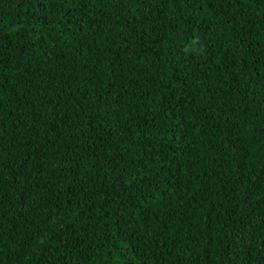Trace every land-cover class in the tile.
I'll use <instances>...</instances> for the list:
<instances>
[{
	"label": "trees",
	"instance_id": "1",
	"mask_svg": "<svg viewBox=\"0 0 264 264\" xmlns=\"http://www.w3.org/2000/svg\"><path fill=\"white\" fill-rule=\"evenodd\" d=\"M0 264H264V0H0Z\"/></svg>",
	"mask_w": 264,
	"mask_h": 264
}]
</instances>
